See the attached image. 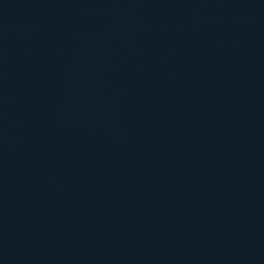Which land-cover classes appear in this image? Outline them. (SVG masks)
Returning a JSON list of instances; mask_svg holds the SVG:
<instances>
[{"label": "water", "instance_id": "obj_1", "mask_svg": "<svg viewBox=\"0 0 264 264\" xmlns=\"http://www.w3.org/2000/svg\"><path fill=\"white\" fill-rule=\"evenodd\" d=\"M0 264H264V0H0Z\"/></svg>", "mask_w": 264, "mask_h": 264}]
</instances>
